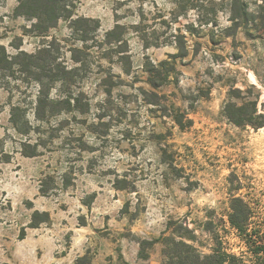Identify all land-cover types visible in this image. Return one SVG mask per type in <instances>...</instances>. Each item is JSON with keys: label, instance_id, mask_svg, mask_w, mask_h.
<instances>
[{"label": "rangeland", "instance_id": "1", "mask_svg": "<svg viewBox=\"0 0 264 264\" xmlns=\"http://www.w3.org/2000/svg\"><path fill=\"white\" fill-rule=\"evenodd\" d=\"M239 1L250 19L240 26L233 0H79L75 12L98 20L102 39L122 25L123 45L83 54L69 84L52 85L45 119L30 73L0 76V264H163L162 243L140 252L170 220L192 227L200 250L212 251L218 235L251 263L228 216L232 196H242L264 237V126H237L223 107L232 87L255 84L264 111V0ZM17 5L0 0V44L35 51L43 38L25 34L32 20ZM51 34L71 67L69 22ZM180 42L186 54L154 87L146 63L173 61ZM78 93L81 110L63 109L59 97ZM16 104L22 133L11 120ZM177 109L190 126L176 122ZM35 211L50 219L31 226Z\"/></svg>", "mask_w": 264, "mask_h": 264}, {"label": "trees", "instance_id": "2", "mask_svg": "<svg viewBox=\"0 0 264 264\" xmlns=\"http://www.w3.org/2000/svg\"><path fill=\"white\" fill-rule=\"evenodd\" d=\"M79 0H18L15 8L17 16H26L31 21L24 29L25 34H31L43 38L41 45L35 51H28L21 47V43L15 45V52H9L5 45L0 44V76L18 80V76L30 73L33 80L38 84V94L36 99L35 114L38 119H45L48 105L56 102L50 97L52 85L60 82L62 86L69 84L67 78L85 64L86 57L96 46L102 50L121 48L123 37L119 35L122 25L116 23L115 27L106 31L103 39L97 33L99 21L85 16H79L76 12ZM232 20L236 26L241 22H249V10L240 6L239 0L232 2ZM263 7V6H260ZM262 9V8H261ZM260 13V11L258 10ZM257 16L256 19H258ZM65 19L69 22L72 36L77 41L69 49L73 61L71 67H66L58 61V45L60 42L56 35L51 34V30L58 26L59 21ZM97 23L92 27L91 23ZM92 42V43H90ZM98 44V45H95ZM178 52L172 53V60H162L158 63L148 61L145 65L148 72V82L154 87L165 84L173 75L178 57L184 56L185 45L183 42L177 44ZM85 54V55H83ZM126 72H129L127 70ZM143 93L148 94L145 88H141ZM81 93V92H80ZM154 93V92H153ZM156 94V93H154ZM261 91L255 84H250L247 88L232 87L230 89V99L223 107V113L229 121L241 127H253L259 129L264 126V111L259 109V99ZM59 103L65 104V110H81V98L78 94H64L59 97ZM153 102V101H151ZM158 104V103H154ZM20 105L16 104L12 108V122L18 132L21 131L17 111ZM43 112V115L41 114ZM53 114V111H50ZM174 117L182 128L190 126L192 119L188 118L184 122V114L180 109L175 110ZM26 132V131H25ZM24 145H30L24 143ZM38 153V146L32 155ZM30 155V153H26ZM41 191L47 193V189L42 185ZM40 215L45 216L40 219ZM33 227L39 226L40 222L50 219L48 212L35 211L33 214ZM229 222L236 229L237 235L245 243L251 254L250 264H264V237L261 231L252 222V207L239 195H233L230 200ZM215 246L212 251L204 252L200 250L195 242L197 235L195 230L181 220H170L167 229L156 239L142 241L141 256H144L145 245L160 242L163 244L164 262L163 264H248L244 256L231 252L223 246L221 238L216 235ZM144 254V255H143Z\"/></svg>", "mask_w": 264, "mask_h": 264}]
</instances>
